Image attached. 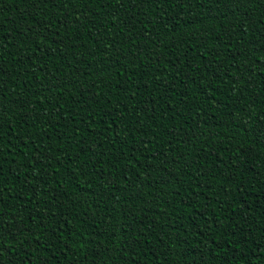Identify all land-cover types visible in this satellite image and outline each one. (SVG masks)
Listing matches in <instances>:
<instances>
[{"label": "trees", "instance_id": "obj_1", "mask_svg": "<svg viewBox=\"0 0 264 264\" xmlns=\"http://www.w3.org/2000/svg\"><path fill=\"white\" fill-rule=\"evenodd\" d=\"M0 124V264H264V0H0Z\"/></svg>", "mask_w": 264, "mask_h": 264}, {"label": "snow or ice", "instance_id": "obj_2", "mask_svg": "<svg viewBox=\"0 0 264 264\" xmlns=\"http://www.w3.org/2000/svg\"><path fill=\"white\" fill-rule=\"evenodd\" d=\"M234 14V13H233ZM3 129V124H0V131ZM0 139H2V136H0ZM22 231V230H21Z\"/></svg>", "mask_w": 264, "mask_h": 264}]
</instances>
